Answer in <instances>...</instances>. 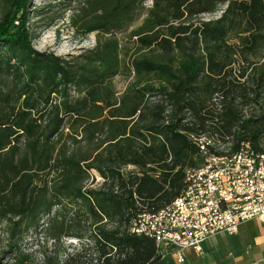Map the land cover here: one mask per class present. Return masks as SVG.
<instances>
[{
  "label": "trees",
  "instance_id": "1",
  "mask_svg": "<svg viewBox=\"0 0 264 264\" xmlns=\"http://www.w3.org/2000/svg\"><path fill=\"white\" fill-rule=\"evenodd\" d=\"M29 1L0 0L6 253L156 264L154 239L131 226L180 195L203 161L196 139L214 154L248 143L264 155V0H84L72 26L96 43L70 59L32 47ZM28 232L52 242L37 263L21 248Z\"/></svg>",
  "mask_w": 264,
  "mask_h": 264
},
{
  "label": "built area",
  "instance_id": "2",
  "mask_svg": "<svg viewBox=\"0 0 264 264\" xmlns=\"http://www.w3.org/2000/svg\"><path fill=\"white\" fill-rule=\"evenodd\" d=\"M199 152L203 161L193 167L188 194L160 216L138 215L146 217L142 235L154 239L158 253L180 262L182 251L201 253L203 241L213 235L234 234L250 219L264 223V166L248 154V145L237 164Z\"/></svg>",
  "mask_w": 264,
  "mask_h": 264
},
{
  "label": "rangeland",
  "instance_id": "3",
  "mask_svg": "<svg viewBox=\"0 0 264 264\" xmlns=\"http://www.w3.org/2000/svg\"><path fill=\"white\" fill-rule=\"evenodd\" d=\"M84 0H30L27 8L28 29L32 35V47L37 51L52 52L64 59H70L82 53L84 50L92 48L96 43L97 35L88 33L82 35L72 26V18L76 17L80 6L84 5ZM150 2H147L149 4ZM220 11L214 14L201 15L200 18H215ZM120 45L124 44L126 33L117 34ZM126 45H131L126 44ZM114 83L118 91H121L127 81L120 76L114 78ZM221 149L229 144H218ZM96 181H101L97 174ZM6 223L0 222V264H16L11 256L6 253ZM32 232L26 233L22 242V250L31 253L33 262L40 259L39 249L50 250L52 242H46L40 236H34ZM67 244L76 246L75 239L68 238Z\"/></svg>",
  "mask_w": 264,
  "mask_h": 264
},
{
  "label": "crops",
  "instance_id": "4",
  "mask_svg": "<svg viewBox=\"0 0 264 264\" xmlns=\"http://www.w3.org/2000/svg\"><path fill=\"white\" fill-rule=\"evenodd\" d=\"M182 256L180 262L175 255L160 254L156 264H264V223L247 220L234 234L204 240L201 253L186 249Z\"/></svg>",
  "mask_w": 264,
  "mask_h": 264
},
{
  "label": "bare ground",
  "instance_id": "5",
  "mask_svg": "<svg viewBox=\"0 0 264 264\" xmlns=\"http://www.w3.org/2000/svg\"><path fill=\"white\" fill-rule=\"evenodd\" d=\"M196 143L198 145V148H202L203 151H205L206 155L210 156V159H215L218 161L228 160V164H237V160L242 159V152L245 150V147H247L248 145V154L255 156L256 159H258V162L261 163L262 166H264V155L258 154L255 151H253V149L250 147L248 143H241L238 149L236 150V152L232 154H224V155L214 154V153L209 152L208 146H211L213 144L211 139H208L206 137H200V138L198 137L196 139ZM192 174H193V167L187 169L186 175H185L186 178H185L184 188L181 191L180 195L176 197L170 204L157 210L156 212L142 213V215L150 214V216H160L164 214L165 209H173V207H175V205L177 204V201L180 200V196L184 194H188V191H190V186H193V178H190V175ZM143 226H146V217L137 216L134 222L132 223L131 231L138 235H142Z\"/></svg>",
  "mask_w": 264,
  "mask_h": 264
}]
</instances>
